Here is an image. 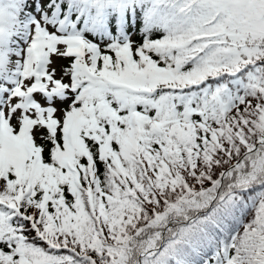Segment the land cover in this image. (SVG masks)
<instances>
[{"label":"snow or ice","instance_id":"1","mask_svg":"<svg viewBox=\"0 0 264 264\" xmlns=\"http://www.w3.org/2000/svg\"><path fill=\"white\" fill-rule=\"evenodd\" d=\"M0 264H264V0H0Z\"/></svg>","mask_w":264,"mask_h":264}]
</instances>
